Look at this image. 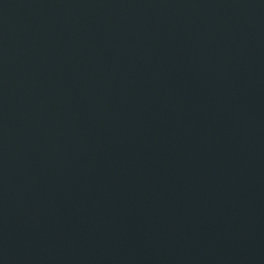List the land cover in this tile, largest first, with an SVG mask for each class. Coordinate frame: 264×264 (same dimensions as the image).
<instances>
[{"label":"water","instance_id":"water-1","mask_svg":"<svg viewBox=\"0 0 264 264\" xmlns=\"http://www.w3.org/2000/svg\"><path fill=\"white\" fill-rule=\"evenodd\" d=\"M0 264H264V0H0Z\"/></svg>","mask_w":264,"mask_h":264}]
</instances>
